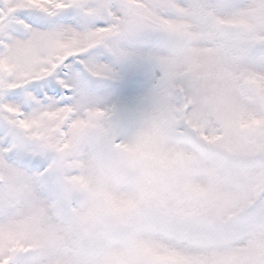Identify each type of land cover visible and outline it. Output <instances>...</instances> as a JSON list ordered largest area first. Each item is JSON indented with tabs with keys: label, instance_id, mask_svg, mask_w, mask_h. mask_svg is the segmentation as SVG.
Listing matches in <instances>:
<instances>
[{
	"label": "snow or ice",
	"instance_id": "obj_1",
	"mask_svg": "<svg viewBox=\"0 0 264 264\" xmlns=\"http://www.w3.org/2000/svg\"><path fill=\"white\" fill-rule=\"evenodd\" d=\"M0 264H264V0H0Z\"/></svg>",
	"mask_w": 264,
	"mask_h": 264
}]
</instances>
